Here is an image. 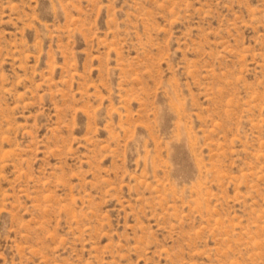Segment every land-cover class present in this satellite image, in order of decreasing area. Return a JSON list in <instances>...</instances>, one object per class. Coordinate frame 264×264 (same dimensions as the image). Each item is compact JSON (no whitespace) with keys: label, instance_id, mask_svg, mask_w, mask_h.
<instances>
[{"label":"rangeland","instance_id":"obj_1","mask_svg":"<svg viewBox=\"0 0 264 264\" xmlns=\"http://www.w3.org/2000/svg\"><path fill=\"white\" fill-rule=\"evenodd\" d=\"M0 264H264V0H0Z\"/></svg>","mask_w":264,"mask_h":264}]
</instances>
